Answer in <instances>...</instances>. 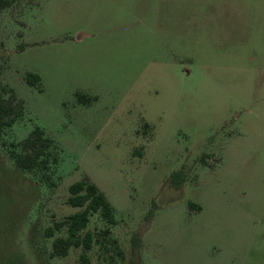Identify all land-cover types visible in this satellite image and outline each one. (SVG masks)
I'll use <instances>...</instances> for the list:
<instances>
[{"label":"rangeland","instance_id":"1","mask_svg":"<svg viewBox=\"0 0 264 264\" xmlns=\"http://www.w3.org/2000/svg\"><path fill=\"white\" fill-rule=\"evenodd\" d=\"M264 0H14L0 10V264H264ZM28 75H38L33 83ZM84 94L89 100H80ZM37 127L51 179L9 150ZM3 141L5 144H3ZM89 177L125 258L53 256ZM99 213L82 231L104 227Z\"/></svg>","mask_w":264,"mask_h":264},{"label":"trees","instance_id":"2","mask_svg":"<svg viewBox=\"0 0 264 264\" xmlns=\"http://www.w3.org/2000/svg\"><path fill=\"white\" fill-rule=\"evenodd\" d=\"M14 0H0V10L9 7ZM39 80L38 75H28L27 81L33 83V78ZM5 88L0 87V139L6 130L11 128L14 121L20 116V108H17L14 99H6L3 95ZM80 100H89L88 96L78 94ZM3 140V139H2ZM3 144L5 142L3 141ZM60 146L44 129L35 128L27 138L17 142L14 148L9 150V156L16 166L27 173H37L42 179H51L60 163ZM70 195L68 203L73 207L81 208L80 211L70 214L64 220L56 222L53 227L46 230L47 236H54L55 231L66 228V235L57 236L53 243V256H66L71 247L82 246L86 251L99 244L105 249V253L112 251L111 258H125L124 251L119 240L113 235V226L117 224L115 208L105 193L89 177L72 183L69 187ZM99 213L104 222V227L98 231H82L88 226L91 217Z\"/></svg>","mask_w":264,"mask_h":264},{"label":"crops","instance_id":"3","mask_svg":"<svg viewBox=\"0 0 264 264\" xmlns=\"http://www.w3.org/2000/svg\"><path fill=\"white\" fill-rule=\"evenodd\" d=\"M250 46L255 55L253 58L263 60L264 59V45L259 46L258 43H251Z\"/></svg>","mask_w":264,"mask_h":264}]
</instances>
